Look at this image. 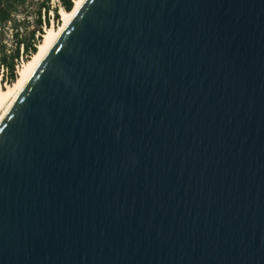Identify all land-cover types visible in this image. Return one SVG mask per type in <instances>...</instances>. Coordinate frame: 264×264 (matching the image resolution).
<instances>
[{
  "label": "water",
  "instance_id": "1",
  "mask_svg": "<svg viewBox=\"0 0 264 264\" xmlns=\"http://www.w3.org/2000/svg\"><path fill=\"white\" fill-rule=\"evenodd\" d=\"M0 264H264V0H86L0 123Z\"/></svg>",
  "mask_w": 264,
  "mask_h": 264
},
{
  "label": "trees",
  "instance_id": "2",
  "mask_svg": "<svg viewBox=\"0 0 264 264\" xmlns=\"http://www.w3.org/2000/svg\"><path fill=\"white\" fill-rule=\"evenodd\" d=\"M0 0V82L13 84L23 62L36 53L45 28L60 24V9L70 12L74 0ZM20 17V18H18ZM11 29L10 38L8 30ZM9 41L11 42L9 44Z\"/></svg>",
  "mask_w": 264,
  "mask_h": 264
},
{
  "label": "bare ground",
  "instance_id": "3",
  "mask_svg": "<svg viewBox=\"0 0 264 264\" xmlns=\"http://www.w3.org/2000/svg\"><path fill=\"white\" fill-rule=\"evenodd\" d=\"M85 2L86 0H74L73 8L70 12L60 9V24L57 27L51 26L45 29L42 41L39 43L36 53L33 54L28 61L23 62L18 68L15 82L11 85L7 84L5 87H3L0 82V111L2 110L0 114V123L38 66Z\"/></svg>",
  "mask_w": 264,
  "mask_h": 264
},
{
  "label": "rangeland",
  "instance_id": "4",
  "mask_svg": "<svg viewBox=\"0 0 264 264\" xmlns=\"http://www.w3.org/2000/svg\"><path fill=\"white\" fill-rule=\"evenodd\" d=\"M57 3V0H53L52 1V4L53 5H55ZM18 18H20V17H18ZM51 26H54V27H57L58 25H56L54 22H51V24H50V27ZM46 29V28H45ZM45 32V31H44ZM10 35H11V29L9 28V30H8V36H9V38H10ZM11 42L9 41V44H10ZM7 85V83L5 84V85H2L3 87H5ZM2 113V110L0 111V114Z\"/></svg>",
  "mask_w": 264,
  "mask_h": 264
},
{
  "label": "built area",
  "instance_id": "5",
  "mask_svg": "<svg viewBox=\"0 0 264 264\" xmlns=\"http://www.w3.org/2000/svg\"><path fill=\"white\" fill-rule=\"evenodd\" d=\"M23 64V60L21 59V65Z\"/></svg>",
  "mask_w": 264,
  "mask_h": 264
}]
</instances>
